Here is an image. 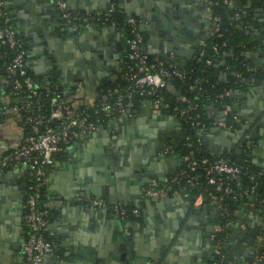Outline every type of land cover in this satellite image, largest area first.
<instances>
[{
    "label": "crops",
    "instance_id": "crops-1",
    "mask_svg": "<svg viewBox=\"0 0 264 264\" xmlns=\"http://www.w3.org/2000/svg\"><path fill=\"white\" fill-rule=\"evenodd\" d=\"M5 1L12 23L26 45L28 67L37 83L43 88L56 85L66 96L78 95L95 102L126 58L128 42L124 32L66 24L53 0ZM66 1L73 13L90 15L104 12L109 3ZM120 11L141 20L150 55L175 58L183 65L194 58L197 46L212 29L205 0H120ZM259 34L262 45L249 56L252 65L262 70V77L235 99L237 112L254 129L258 125L256 115L264 108V32ZM1 51L0 47V157L20 144L19 125L14 118L1 114L8 102ZM211 115L218 117L216 112ZM164 116L144 109L135 119L119 121L113 129L78 141L57 157L48 176L45 197L51 210L49 238L55 245V254L46 257V264H130L132 257L135 262H149L147 258L153 256L163 264L168 258L162 256L167 245L177 248L172 264H213L215 231L211 235L208 226L215 225L214 215L196 209L190 191L172 187L158 199L145 197V190L154 182L171 187L181 165L178 156L162 155L167 145L175 147L173 141L181 135L182 128ZM213 129L205 135L209 151L236 146L233 139ZM166 134L169 140L164 142L161 136ZM258 158L264 165V158ZM148 173L153 175V183L141 186ZM26 181L24 171L0 176V204L6 207L9 222L1 242L8 249L17 248L12 256H6L5 264H25L22 248L26 238ZM95 192L109 205L141 209L143 216L117 220L108 211L95 210L80 200L93 197ZM203 216L205 220H201ZM241 224L226 248L228 264H247L258 253L261 226L250 217ZM124 254H128L127 260L122 261L119 257Z\"/></svg>",
    "mask_w": 264,
    "mask_h": 264
},
{
    "label": "built area",
    "instance_id": "built-area-1",
    "mask_svg": "<svg viewBox=\"0 0 264 264\" xmlns=\"http://www.w3.org/2000/svg\"><path fill=\"white\" fill-rule=\"evenodd\" d=\"M53 1L66 24L128 31L126 58L113 79V82L121 79L126 85L105 87L93 103L78 95L66 96L56 85L41 87L29 70L28 51L12 23L6 1L0 0V47L3 56L9 60L5 65L4 76L8 102L1 114L14 118L20 132L19 146L0 157V176L20 171L27 175L26 238L22 248L25 264H46V257L55 254V245L49 239L51 210L45 203L48 176L57 163V157L65 154L78 141L98 133L102 127L111 130L119 121L135 119L144 109L179 121L181 135L186 130L184 126H190L201 136L206 131V125L201 122L202 112L215 114L217 106L220 110L213 122L214 128L232 132H242L248 128L235 108L236 96L242 90H228L211 99L205 91L208 80L195 75L193 68L185 67L186 64L183 65L175 58H157L150 55L141 20L135 16H127L122 23L116 21L115 14L120 11V0H109L107 9L98 15L73 13L66 0ZM205 1L209 5L212 23L208 36L223 37L222 16L214 15L212 10L220 1ZM239 2L240 0H223L227 8L235 11L230 18L231 23L242 30L258 33L253 25L244 24L249 16L250 3L241 7ZM263 14L264 10L261 12ZM227 46L228 41L223 42L222 47ZM197 47L190 62L196 60L197 64L203 63L204 72L216 63V58L207 54L205 41ZM212 49L216 55L220 53L218 45ZM222 55L227 57L229 53L224 51ZM254 82L256 79L252 77L241 78V83L245 86H251ZM203 97L209 99L210 103L204 109L199 103ZM249 136L250 134L242 138L243 142L248 141ZM185 139L186 146L191 150L182 159L185 166L177 172L170 183L171 187L154 182L145 190V197L154 199L173 189L187 190L194 197L193 205L196 209L209 212L210 208L212 215H220L224 220L231 216L230 205L226 202L239 204L242 208L234 210V214L238 216L236 222L227 221L214 225L216 258L213 264H217L219 259L221 262L226 260V248L232 236L228 232L230 229L237 230L242 227L241 222L247 217L252 221L255 217H261L263 221L257 236L258 253L247 264H264V190L260 191L261 184L258 180L261 173L253 174L224 156L213 159L200 157L201 151L191 135ZM197 143L201 145L202 140L199 138ZM236 145L243 152L235 155L248 157L252 161L250 147L238 146V143ZM162 155H176V150L167 145ZM247 179L252 184H246ZM80 200L95 210L108 211L117 220L140 219L143 216L141 209L112 206L102 198L89 196ZM224 233V236L221 235Z\"/></svg>",
    "mask_w": 264,
    "mask_h": 264
},
{
    "label": "trees",
    "instance_id": "trees-1",
    "mask_svg": "<svg viewBox=\"0 0 264 264\" xmlns=\"http://www.w3.org/2000/svg\"><path fill=\"white\" fill-rule=\"evenodd\" d=\"M220 4L218 6H213V14L214 15H220L222 16V29L224 31L223 37H210L208 36L205 40V48L207 50V54L209 57L216 58V63L207 69L206 71H202L204 64L203 63H196V60H193L192 62H188L186 64L187 68H193L195 75H200L203 78H206L208 80V83L205 84V91L207 92V95L210 96L211 99H215V96L219 93H223L228 90H237L240 89L242 91H245L246 89L250 88L251 86H245L241 83L242 77H252L258 80L262 77L261 70L259 68H256L254 65H252V61L250 59L249 54L252 51L257 50L261 45V39L260 34L264 32V16L261 15V12L264 10V0H240L239 4L241 7L246 6L250 3L249 16L247 19L244 20V24H251L255 28L258 29V33H254L251 30H242L239 27H237L235 24H232L230 21V18L235 14L234 10H231L227 8L223 4V0H219ZM127 18L126 15H124L121 11H118L115 14V19L119 23H122ZM125 34V37L127 38V42L129 40L128 31H123ZM228 41V46L226 48L222 47L223 42ZM215 45L219 46L220 53L216 55L213 52V47ZM228 52L229 55L227 57H223V52ZM2 52V51H1ZM3 55V54H2ZM8 57H4L1 60L2 65H6L8 63ZM252 69V70H249ZM2 73L5 76L6 75V67H2ZM118 73V72H117ZM116 85H126V83L119 79L116 82H108L106 85L102 87L101 90H103L105 87H111ZM186 87V86H184ZM201 107L204 109V107H207L209 103V99L206 100L201 98L199 101ZM216 115L218 116L220 108L217 106L216 108ZM215 119L212 117L211 114H209L206 111L202 112L201 116V122L206 125V131L203 132L201 136L197 134L195 129H191L190 126H184L186 130L180 135L176 141H173V145L175 146L176 150V156L181 160V165L179 167V171L185 166L182 159L190 152V148L186 146V137L188 135H191L192 140L194 141L196 147L200 149V157H208L210 159L219 157L214 156L210 154V151L206 144L205 135L210 132L215 126H213V122ZM202 140V144L199 145L197 143L198 139ZM224 157L230 159L234 164L239 165L245 169H247L249 172L253 174L261 173L260 177L258 178L261 189L260 191L264 190V169L258 167L255 165L248 157L245 156H238L235 154L231 155H223ZM205 183V179L202 180ZM246 184H252L248 179L245 181ZM249 201V200H248ZM227 204L230 205V213L231 216L228 218H222L220 215H214L213 216V222L214 224H220V223H226L227 221L236 222L238 219V216L234 214L235 209H241L239 204H233L231 201H227ZM209 212L212 213V209L209 208ZM264 216V213L262 214ZM235 230L230 229L228 233L231 235L234 233ZM221 235H225L221 234ZM222 237V236H221ZM51 241H53L51 238H49ZM264 253V249H263ZM214 263V262H212ZM217 264H228V257L224 262L219 261Z\"/></svg>",
    "mask_w": 264,
    "mask_h": 264
},
{
    "label": "water",
    "instance_id": "water-1",
    "mask_svg": "<svg viewBox=\"0 0 264 264\" xmlns=\"http://www.w3.org/2000/svg\"><path fill=\"white\" fill-rule=\"evenodd\" d=\"M160 117H165L163 114H159ZM257 116V119L255 120V122H257V127L254 129L253 125L252 124H249L248 128L243 130L242 132H232V131H223L221 128L219 127H216L214 128V132H220L222 133L223 135H226L228 136V139H233V142L234 144H239V142L242 140V138H244L246 135L250 134L249 136V144H248V147H250L251 149V152H250V157L253 158L252 159V162L257 164V165H260V167H262L264 169V165L262 162L259 161V158L258 157H263L264 158V108L261 109V111L259 112V114L256 115ZM169 120H173L176 124L179 125V127L181 128L180 126V123L179 121H177L176 119H173L172 117L169 118ZM255 125V124H254ZM182 129V128H181ZM101 130H105L104 127L101 128ZM223 144H229L228 142L227 143H223ZM231 149V147L229 148V146H226L224 148H222L221 150H219L218 152L216 151L215 152V149L214 151L211 149L210 152L212 155H215V156H223V155H226L228 153V150ZM263 150V152L261 153L260 151ZM243 152V149L240 148L237 153L238 155L242 154ZM138 158V157H136ZM11 174H16V173H13V172H10ZM154 181V177L152 174L148 173L146 174V177L145 179L142 181V184L141 186H145V185H149V184H152ZM93 197H100V195H98L96 192L93 194ZM154 199H158V197H155ZM150 202V201H149ZM151 203V202H150ZM8 216L6 215V207H4L3 204H0V264H5V259H6V256L7 255H10L12 256L13 255V251H16L15 249L17 248H11V249H8L7 246H4V244L1 242V238L4 237V229L6 226V224L9 225V222H8ZM201 220H205V217H201ZM255 221H257L259 223L260 226L263 225V221H262V218L261 217H255ZM208 228L210 229L211 231V235L213 234L212 232H214V226L213 225H210L208 226ZM7 248V249H6ZM165 249V254L162 253V256H167V261L166 263H163V264H172V261H173V257L175 255V253L177 252V248L176 247H172V246H165L164 247ZM128 254H124L122 255L121 257H119L120 260L122 261H125L127 260V256ZM135 258H131L130 259V264H160V260H158L155 256H153L152 258L151 257H148L147 260L149 262H146L145 260L144 261H141V262H135L134 261ZM151 261V262H150Z\"/></svg>",
    "mask_w": 264,
    "mask_h": 264
},
{
    "label": "flooded vegetation",
    "instance_id": "flooded-vegetation-1",
    "mask_svg": "<svg viewBox=\"0 0 264 264\" xmlns=\"http://www.w3.org/2000/svg\"><path fill=\"white\" fill-rule=\"evenodd\" d=\"M2 66H5V65H2ZM245 123H246V127H248V126H249V123H248L247 121H246ZM219 134H222V133H219ZM161 138H162V141H164V142H165L167 139L169 140V137L167 136V134H166L165 136H163V137L161 136ZM168 140H167V141H168ZM249 141H250V140H248V141H246V142H245V141L243 142V140H241L240 143L238 144V146H241V145L247 146V145L250 143ZM235 145H236V144H235ZM233 146H234V145H233ZM236 146H237V145H236ZM238 149H239V148H237V147H232V146H231V149L228 150V153H227V154H233V153L236 154V151H237Z\"/></svg>",
    "mask_w": 264,
    "mask_h": 264
}]
</instances>
